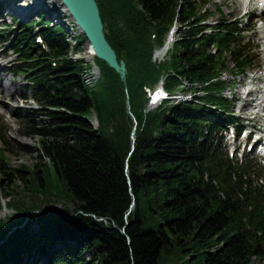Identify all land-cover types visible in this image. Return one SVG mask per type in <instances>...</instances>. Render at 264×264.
<instances>
[{
  "label": "trees",
  "instance_id": "trees-1",
  "mask_svg": "<svg viewBox=\"0 0 264 264\" xmlns=\"http://www.w3.org/2000/svg\"><path fill=\"white\" fill-rule=\"evenodd\" d=\"M96 1L126 83L97 59L103 80L87 88L62 29L14 17L0 26V43L16 57L13 75L40 107L23 118L24 133L41 138L39 161L12 167L0 125V212L3 200L15 211L0 218V264L47 255L50 264L264 261V167L241 165L222 146L227 125L239 126L223 72L231 59L233 76H246L258 59L242 21L207 24L212 0ZM177 20L180 40L153 61ZM181 79L191 101L147 112L145 86L163 80L175 91ZM59 179L73 214L49 207L62 201Z\"/></svg>",
  "mask_w": 264,
  "mask_h": 264
},
{
  "label": "rangeland",
  "instance_id": "rangeland-1",
  "mask_svg": "<svg viewBox=\"0 0 264 264\" xmlns=\"http://www.w3.org/2000/svg\"><path fill=\"white\" fill-rule=\"evenodd\" d=\"M28 1L30 0H23L22 4ZM245 1L246 0H212V3L209 8L214 13H216L211 19L212 23L216 24L217 21L221 19L232 21L237 19L241 21H246L247 24H252V28L248 29L246 35L252 41V43L257 46V51L255 50V53H259L260 57L257 66L249 72L247 77L239 76L234 79L232 76V72L227 71L225 72L223 79L226 83V90L224 91V94L229 99L232 100L235 97L241 96L246 99V101L239 103L232 100V107H234L233 110L234 113H236L235 115L239 118L245 115L249 118H254L258 117L257 113L259 112L258 108H253V104L256 103L251 102V100L255 97L251 96L249 98L246 97L245 94L251 89H262L264 94V83H259V80H264V47L260 43H258L257 39L260 36L256 31V23L252 21V18L250 19V15L254 12L255 9V2L248 0L247 4H244ZM218 7L223 8V13H218ZM50 8H53V10L56 11L58 10L55 0H48L45 3L43 9L48 11ZM249 11H251L250 15L248 14ZM257 14H260V12H258ZM45 17L46 14L42 13L41 19L44 20ZM48 17L49 16L45 18L46 21L49 20ZM11 18L12 15L7 16V18L5 19V21H7V24L12 23ZM0 23H2L1 20ZM8 47V44L7 46L0 45V85H3V88L7 89L8 87H10L9 93L8 91L2 94L0 93V125L2 127L1 130L2 132H4L5 140L7 142V145H5V147L8 150V162L12 167H18L22 164L32 165L33 162L39 161V159H36V157L40 153L39 145L41 142V138L37 135L27 136L24 133L25 128L22 120L27 115L30 109L38 108V105L30 99V95L26 92V89L24 88L23 79L14 77L11 67L16 57L11 54ZM166 57L165 55H156L155 59L163 60ZM12 89H15L17 93H13ZM25 97L27 98L25 99ZM236 103L237 105L235 106ZM246 104L247 106L244 107V110L240 111L239 109ZM252 109L254 114L251 112ZM228 150L230 154L231 151H234L233 148ZM239 153H237L239 163H242V161L243 163H245L247 160L245 156L249 153L246 152L245 148ZM250 154L251 155L250 157H248V160H251L255 164L264 166L263 158H261L255 152ZM45 161H47L46 158L44 159V162ZM57 185V190L55 192L59 196H61L60 199L62 201L55 202L49 207L52 208V210L54 211L60 212L64 210L65 206H67L70 209V213L73 214L76 209V206L73 202H70L68 193L65 191L64 183L59 179ZM9 213V211L4 210L1 215L5 217V215H8ZM35 228L38 229V227ZM41 257L37 256L36 258L39 259ZM46 260L47 257L43 256L40 260V264H46ZM168 261L169 258L165 260L162 264H180L178 261L176 263H174L173 261ZM21 263L25 264L24 261ZM253 264H264V261L254 260Z\"/></svg>",
  "mask_w": 264,
  "mask_h": 264
},
{
  "label": "water",
  "instance_id": "water-1",
  "mask_svg": "<svg viewBox=\"0 0 264 264\" xmlns=\"http://www.w3.org/2000/svg\"><path fill=\"white\" fill-rule=\"evenodd\" d=\"M73 16L78 26L83 30L89 49L92 50L97 59L104 61L110 68L116 71L121 80L126 83L128 74L124 60L119 61L116 51L108 42L105 27L101 18L99 5L96 0H60ZM135 143V138H133ZM132 207H134V202ZM122 233L126 235L125 230Z\"/></svg>",
  "mask_w": 264,
  "mask_h": 264
},
{
  "label": "bare ground",
  "instance_id": "bare-ground-1",
  "mask_svg": "<svg viewBox=\"0 0 264 264\" xmlns=\"http://www.w3.org/2000/svg\"><path fill=\"white\" fill-rule=\"evenodd\" d=\"M48 0H31L29 3H24L21 5H18L16 7V9L20 10V12L25 15V16H30L33 12H35L36 10H38L39 7H41V5H44L45 2H47ZM248 0H246L244 2V4H247ZM57 3V0H56ZM66 20V21H64ZM52 26L55 25H60L64 32H65V36H66V41L69 43L70 48H71V52H70V58L74 61L79 60L81 58H84L85 55L81 52H79L76 47L79 43V39L83 36V33L81 31V29L77 26L76 22L74 21V19L69 15V13L64 9V8H59L55 14L52 17V22H51ZM75 42V43H74ZM165 51L161 50L157 53V55H164ZM83 79L85 84L90 87V88H94L96 87V85L100 82L101 80V74L99 71H89V70H85L84 74H83ZM10 87L7 88H3V85H0V93H5L6 91L9 90ZM255 90L251 89L249 92H254ZM13 93H17V91L15 89H12ZM1 99V98H0ZM249 105V104H248ZM47 262V261H46Z\"/></svg>",
  "mask_w": 264,
  "mask_h": 264
}]
</instances>
